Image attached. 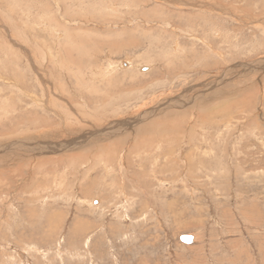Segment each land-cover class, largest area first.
<instances>
[{
  "label": "rangeland",
  "instance_id": "obj_1",
  "mask_svg": "<svg viewBox=\"0 0 264 264\" xmlns=\"http://www.w3.org/2000/svg\"><path fill=\"white\" fill-rule=\"evenodd\" d=\"M185 1L0 0V145L69 149L0 152V264H264V0Z\"/></svg>",
  "mask_w": 264,
  "mask_h": 264
},
{
  "label": "bare ground",
  "instance_id": "obj_2",
  "mask_svg": "<svg viewBox=\"0 0 264 264\" xmlns=\"http://www.w3.org/2000/svg\"><path fill=\"white\" fill-rule=\"evenodd\" d=\"M183 2V1H182ZM108 4V3H107ZM184 4L185 5H189V3L188 2H186L185 0H184ZM184 4H182V5H184ZM56 5V4H55ZM198 7V6H197ZM194 8V7H193ZM191 15V14H190ZM208 27V26H207ZM176 54V53H175ZM261 61V60H260ZM259 62V61H258ZM256 64V63H255ZM261 66V65H260ZM262 67H264V65L262 66ZM227 69L228 68H223L222 70H221V72H220V77H218V80H217V82H219V80L221 79V78H223L224 76L222 75L223 73H226L227 74ZM198 76V75H197ZM225 78H226V75H225ZM215 81V80H214ZM216 82V83H217ZM215 83V82H214ZM209 84H210V82H209ZM211 85H213V84H211ZM202 86V85H201ZM203 87H205V85L203 86ZM59 96V95H58ZM183 100V98L181 99V101L180 102H183L182 101ZM162 103H164V104H162ZM179 101H174V100H171V98H166V99H164L162 102H158L157 103V105L154 107V109H157L158 111H159V114H162L161 113V111H162V109H164V108H170V107H172V106H178L179 104ZM184 104H185V102H184ZM173 112V111H172ZM157 113V111L156 110H149L147 113H143L142 115H137V116H135L134 118H136V119H133V120H130V118H127V119H120L119 120V122H118V124H116V122H114V123H110V124H108V125H105L103 128H101V129H99V130H96V131H91V132H89L88 134H84V135H82V134H79V135H77V137L76 138H78V142H82V144H83V141H85V140H87V142H88V140H96V134H99L98 136H102V135H104V136H111L112 134H116V133H118L119 132V130H118V127L120 126L119 125V123L121 124V125H123L122 127H125V128H131L133 125H134V123L136 124V122H138V121H142V120H145V119H148L149 118V116H151V115H155ZM175 113H177V114H179V111H176ZM173 114H174V112H173ZM77 115V114H76ZM176 115V114H175ZM58 116H63V115H58ZM79 116V115H78ZM64 117V116H63ZM62 117V118H63ZM81 117V116H80ZM80 119V118H79ZM150 119V118H149ZM64 120V119H63ZM62 121V120H61ZM81 124V123H80ZM35 126V125H34ZM138 125H136V127H137ZM143 126V125H142ZM138 129H141V128H139L138 127ZM66 130V129H65ZM52 131H54V130H52ZM60 131V130H59ZM69 130H67L66 131V134H67V132H68ZM83 131V132H82ZM134 131V130H133ZM46 132V131H45ZM51 132V131H50ZM122 132V131H121ZM81 133H86V129H81ZM56 134V133H55ZM59 134V133H58ZM64 134H65V131H64ZM57 135V134H56ZM61 135H63V134H61ZM80 135H82V136H80ZM47 136H51L50 135V133H49V131H48V134H47ZM76 136V135H75ZM53 137V136H52ZM7 139V138H6ZM57 139H59V138H57ZM73 139V138H72ZM45 140V139H44ZM61 139H59V141H60ZM67 140V141H66ZM65 141V145L67 146L68 144H72L73 142L75 143V142H77V141H72L71 139L70 140H68V139H66ZM40 141H42V140H38V143H36L34 146H33V144H30V141H29V139H23L22 138V140L20 139V140H13V142H11V143H9V144H5V143H3V144H1L0 145V152H5V151H8V150H11V151H13L14 149L16 150V153L18 152L17 151V149H20V150H22V149H25V150H27V151H29V150H32L33 152L34 151H36V153H38V154H47V153H55V152H59V151H63V150H65L66 151V149L67 150H69L67 147H65V146H63V144L61 143V144H57L56 143V141L54 142V143H48L47 141H45V143L43 144V143H40ZM58 141V140H57ZM4 142V141H3ZM86 142V143H87ZM90 142V141H89ZM127 142V141H126ZM72 145H74V144H72ZM100 146L101 145H99L98 147L100 148ZM23 151V150H22ZM182 151V150H181ZM8 153H10L9 151H8ZM14 153V152H13ZM19 153V152H18ZM25 153V152H24ZM61 153V152H60ZM6 154V153H5ZM13 155V154H12ZM16 155V154H15ZM21 155V154H20ZM25 158H26V155H25ZM6 160V159H5ZM97 205V204H96ZM47 264V263H46Z\"/></svg>",
  "mask_w": 264,
  "mask_h": 264
},
{
  "label": "water",
  "instance_id": "obj_3",
  "mask_svg": "<svg viewBox=\"0 0 264 264\" xmlns=\"http://www.w3.org/2000/svg\"><path fill=\"white\" fill-rule=\"evenodd\" d=\"M179 239L184 243H190L192 241V236L189 234H182Z\"/></svg>",
  "mask_w": 264,
  "mask_h": 264
}]
</instances>
